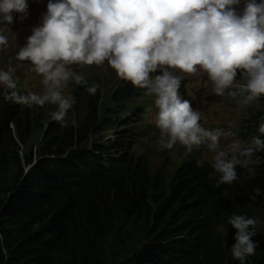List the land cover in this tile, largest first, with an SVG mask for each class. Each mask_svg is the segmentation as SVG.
<instances>
[{
	"label": "trees",
	"instance_id": "16d2710c",
	"mask_svg": "<svg viewBox=\"0 0 264 264\" xmlns=\"http://www.w3.org/2000/svg\"><path fill=\"white\" fill-rule=\"evenodd\" d=\"M98 86L88 79L73 88L74 110L83 104L85 116L73 127L70 109L67 126L47 123L35 165L20 148L57 106L28 107L0 94V264H239L230 252L233 214L259 221L246 264H264V152L248 168L237 166L231 184L217 186L212 159L197 163L194 152L151 174L130 155L135 140H126L140 134L125 122L140 114L138 91L118 81L104 97ZM15 91L26 95L19 81ZM104 132L122 144L111 151L89 142Z\"/></svg>",
	"mask_w": 264,
	"mask_h": 264
},
{
	"label": "clouds",
	"instance_id": "9594fccd",
	"mask_svg": "<svg viewBox=\"0 0 264 264\" xmlns=\"http://www.w3.org/2000/svg\"><path fill=\"white\" fill-rule=\"evenodd\" d=\"M241 2L48 0L40 26L32 29L26 46L16 55L30 61L42 76L43 93L19 95L11 71L0 70V94L5 101L28 107L56 105L52 119L67 126L74 101L61 90L70 81L84 80L71 66H103L107 61L121 80L155 97L161 150L177 143L188 151L206 145L213 153L211 167L220 174L217 186L231 184L237 179V166L248 168L261 159L255 154L264 152V139L254 138L248 147L239 140L222 146L221 138L227 140L234 133L200 124V113L179 94L182 78L173 70L192 74L199 66L208 74L216 95L241 96L244 104L257 99L264 102V0H245L242 12L237 13L234 6ZM13 13L26 18L27 0H0V26L11 25ZM7 46L8 38L0 34V51ZM157 71L160 74L152 75ZM239 74L243 83L236 80ZM95 90L88 89L90 93ZM262 121L264 107L250 118L251 124ZM71 125L76 127V121ZM259 131L264 134V125ZM228 224L236 229L231 255L246 264L255 255L252 237L259 221L233 214Z\"/></svg>",
	"mask_w": 264,
	"mask_h": 264
},
{
	"label": "rangeland",
	"instance_id": "374dc122",
	"mask_svg": "<svg viewBox=\"0 0 264 264\" xmlns=\"http://www.w3.org/2000/svg\"><path fill=\"white\" fill-rule=\"evenodd\" d=\"M13 31V30H11ZM0 33H3V30L0 28ZM17 47L9 40L8 46L0 51V70L3 71H11V74L15 83L17 80L15 75L17 76L21 87L25 89H30L36 87L42 82V76L38 75L34 66L28 62L21 61L17 59L16 55ZM72 69L81 74L84 77L82 83H85L88 79H94L98 83V87L104 97L109 96L110 90L118 83V81L124 84H130V82L121 80L116 72L107 64L103 66H81V65H72ZM176 75H179L182 78L180 88L178 89L179 94L183 99H187V96L193 98L195 100V104L198 108L202 110L203 119L201 118L200 123H203L207 128L212 130L222 129L223 131H231L234 133L232 137L227 138L225 140L223 137L221 138V145H225L226 143H230L232 140H239L237 138L236 129L239 127L240 123L243 121L242 113L243 108L233 109L230 107V104H233L237 101H241L243 97L241 96H218L212 89V84L208 81L206 75L200 69L194 74H188L180 72L179 70H173ZM160 74L159 71L153 73L152 75ZM24 79V80H23ZM241 74L236 76V80H241ZM70 85L62 88V94L66 97H71L74 103L72 104L70 115L73 116L71 120H81L85 116L86 108L83 104L80 105L76 111L74 107L76 106L75 98H73V88L78 85L75 81H70ZM243 83V80L240 81ZM132 86V85H131ZM39 87H41L39 85ZM71 90V93L69 92ZM42 94V93H39ZM260 101L261 100H257ZM192 108L194 107V103H190ZM56 111V110H55ZM52 112H48L45 114L46 119H44V123L39 129H31L26 133L27 146L20 148L25 151L23 155L27 156V159L31 162V165H35L41 155L38 151H36L37 144L42 143L48 135L50 131V126L53 123L60 124V122L52 119ZM129 117L130 122L125 121L127 124V128L132 129L134 126L138 127L141 131L146 129L145 122H149V124H153L154 110H152L147 117H143V115H131ZM66 119H69L68 116ZM129 125H128V123ZM47 123H49L47 125ZM156 125V123H155ZM55 127V126H54ZM33 130V131H32ZM51 130H54L52 128ZM159 130V129H158ZM119 133V132H118ZM128 134V133H124ZM159 137L160 131L153 132L149 131L144 133L140 138L135 139L132 135L130 139H126L127 142L135 140V142H131V152L133 157L136 160H144L148 164L149 172L151 174L155 173L162 166L166 167H177L180 162L189 156L190 153H196V162L204 163L208 162L212 159L213 153L209 152L206 146L193 147L192 151H188L185 146L177 143L172 149H160L159 145ZM95 142L104 148H106L107 143L109 144L111 151H113L116 147L120 146L122 141L118 140L117 135H113L112 132H104L103 134H96L89 138V142ZM240 141V140H239ZM45 143V141H44ZM247 143H251L247 141ZM116 157H119L117 155ZM28 169V168H26Z\"/></svg>",
	"mask_w": 264,
	"mask_h": 264
}]
</instances>
